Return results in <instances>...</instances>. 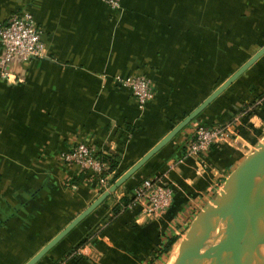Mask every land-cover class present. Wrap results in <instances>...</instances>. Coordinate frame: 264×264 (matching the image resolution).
I'll return each instance as SVG.
<instances>
[{
	"label": "crops",
	"instance_id": "obj_1",
	"mask_svg": "<svg viewBox=\"0 0 264 264\" xmlns=\"http://www.w3.org/2000/svg\"><path fill=\"white\" fill-rule=\"evenodd\" d=\"M106 1L0 0V24L31 13L47 48L0 78V264H28L109 190L84 184L89 175L64 165L62 152L86 142L114 157L111 187L264 48V0ZM132 76L153 86L143 112L114 82ZM262 98L264 54L35 264H174L196 215L264 138V120L245 113ZM228 123L225 143L185 157L198 127ZM173 162L165 214L121 209Z\"/></svg>",
	"mask_w": 264,
	"mask_h": 264
},
{
	"label": "water",
	"instance_id": "obj_2",
	"mask_svg": "<svg viewBox=\"0 0 264 264\" xmlns=\"http://www.w3.org/2000/svg\"><path fill=\"white\" fill-rule=\"evenodd\" d=\"M263 54L264 48L28 264H35L43 257ZM248 160H252V167L235 176L239 166L226 181L223 190L196 215L185 238L179 243L174 264H233L234 261L264 264V138L242 163Z\"/></svg>",
	"mask_w": 264,
	"mask_h": 264
},
{
	"label": "built area",
	"instance_id": "obj_3",
	"mask_svg": "<svg viewBox=\"0 0 264 264\" xmlns=\"http://www.w3.org/2000/svg\"><path fill=\"white\" fill-rule=\"evenodd\" d=\"M111 7H118L115 0H107ZM0 78L10 81L15 76L10 70L14 61L28 64L34 59L44 58L47 55V48L43 42V31L38 27L31 13L22 11L10 16L0 24ZM117 86L128 90L140 112L154 97V90L151 82L144 76L115 77ZM254 103L245 113L252 112L261 103ZM232 134L230 123L214 127H198L193 138L187 143L185 157H203L214 145L225 143ZM103 153L86 143L78 142L67 151L60 154L59 160L71 169L76 170L77 175H89L83 183L88 185L91 181L98 185L99 189L107 191L110 188V176L113 171L109 164L103 160ZM177 166L176 162L168 164L165 171L156 173L149 178L142 180L132 192L130 202L123 206L122 210H133L140 208L141 216L148 219H156L165 214L173 202V190L166 181L168 172ZM68 181L66 187L75 190L77 186ZM90 242L78 246L75 255H82L84 247Z\"/></svg>",
	"mask_w": 264,
	"mask_h": 264
},
{
	"label": "trees",
	"instance_id": "obj_4",
	"mask_svg": "<svg viewBox=\"0 0 264 264\" xmlns=\"http://www.w3.org/2000/svg\"><path fill=\"white\" fill-rule=\"evenodd\" d=\"M147 107V106H146ZM253 114H255V115H258V116H260L263 120H264V105H261V106H258L257 108H255L252 112H249L248 114H247V116L249 117V116H251V115H253ZM103 160L104 161H106L108 164H109V166H110V169L113 171L114 169H115V167H116V161H115V158L114 157H109V156H103ZM119 177V175H115V177H114V179L112 180V183L117 179ZM77 187L78 186H80V184H82L80 181H76L75 183H74ZM130 202V199H125L124 201H123V203L120 205V207L122 208L123 206H127L128 205V203ZM120 207L118 208V210L116 209V211L115 212H119V209H120ZM176 237H170V239L168 240V242L166 243V246H164L163 247V249L161 250V254H165V253H167L168 252V250H169V248H171V246L176 242ZM86 243V240H84L81 244H80V246L81 245H83V244H85Z\"/></svg>",
	"mask_w": 264,
	"mask_h": 264
},
{
	"label": "bare ground",
	"instance_id": "obj_5",
	"mask_svg": "<svg viewBox=\"0 0 264 264\" xmlns=\"http://www.w3.org/2000/svg\"><path fill=\"white\" fill-rule=\"evenodd\" d=\"M249 162H250V163H249ZM252 165H253V163H252L251 160L248 161V162H246V163L244 162V163H243V166H244L243 168H244V169H243L242 171L236 172V173H235V176H237V175L240 174V173H243V172L248 171V170L252 167ZM221 188H222V187H221ZM221 190H222V189H221ZM209 202H210V201H209ZM178 246H179V245H178ZM177 249H178V248H177ZM177 251H178V250H176V253H177ZM173 259H174V258H173ZM233 264H241V263H238L237 261H234Z\"/></svg>",
	"mask_w": 264,
	"mask_h": 264
},
{
	"label": "rangeland",
	"instance_id": "obj_6",
	"mask_svg": "<svg viewBox=\"0 0 264 264\" xmlns=\"http://www.w3.org/2000/svg\"><path fill=\"white\" fill-rule=\"evenodd\" d=\"M247 109H248V108H246V110H247ZM248 161H250V160H248ZM248 161H247V162H248ZM251 161H252V160H251ZM245 163H246V162H245ZM249 163H250V162H249ZM252 163H253V162H252ZM243 167H244V166H242L241 168L239 167V169L237 170V172L242 171V170L244 169ZM222 190H223V187H222ZM222 190H220L219 193H220ZM176 254H177V253L175 252V253H174V256H176ZM169 264H170V263H169Z\"/></svg>",
	"mask_w": 264,
	"mask_h": 264
}]
</instances>
